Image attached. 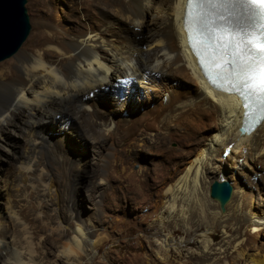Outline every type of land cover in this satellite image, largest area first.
<instances>
[{
	"label": "bare ground",
	"instance_id": "6f19581e",
	"mask_svg": "<svg viewBox=\"0 0 264 264\" xmlns=\"http://www.w3.org/2000/svg\"><path fill=\"white\" fill-rule=\"evenodd\" d=\"M63 1L61 20L37 4V31L0 62V264H264V117L204 80L185 0ZM137 149L153 168L131 169ZM113 178L138 190L127 254ZM215 180L232 185L224 212Z\"/></svg>",
	"mask_w": 264,
	"mask_h": 264
},
{
	"label": "snow or ice",
	"instance_id": "6c2138e0",
	"mask_svg": "<svg viewBox=\"0 0 264 264\" xmlns=\"http://www.w3.org/2000/svg\"><path fill=\"white\" fill-rule=\"evenodd\" d=\"M184 26L210 82L264 117V0H185Z\"/></svg>",
	"mask_w": 264,
	"mask_h": 264
},
{
	"label": "rangeland",
	"instance_id": "374dc122",
	"mask_svg": "<svg viewBox=\"0 0 264 264\" xmlns=\"http://www.w3.org/2000/svg\"><path fill=\"white\" fill-rule=\"evenodd\" d=\"M56 1H58V0H56ZM59 1L61 3L64 2L63 0H59ZM37 4L42 6V8L44 10L43 11L44 16L50 20L51 19H60L61 20L63 18L65 19V17L70 13V11H69L70 9L68 8V5H66V4H65V8H57L55 6H53L54 8H52L51 0H27V2L25 3V8L27 10V14L29 17L30 32L20 47L24 46L28 42L29 36L37 31V28H36V26L34 27V22L32 21L34 18V15H35V7ZM67 18H68V16H67ZM11 57L4 59L0 62L6 61V60L10 59ZM170 145L175 147V148H177V146H178V144L175 142H171ZM142 148H143V146H142ZM92 150L96 151L97 149L96 148L91 149V147H87L85 150V156L88 158V161H89V163L87 164V166L89 165L88 167L92 166L94 164V161H95V158L92 155ZM137 151H140V150L137 149ZM141 151H143V150H141ZM141 151L138 153V157H135V160L133 161V163H131V162L128 163L131 165V169H133L134 171H136L140 168H141V170H145L146 167L147 168L148 167H151V168L154 167L151 164V162L146 161V158L144 159L140 156L144 152L143 151L141 153ZM146 155H147V157H152V155L150 153H147ZM153 158H154L156 164L159 163L156 160L159 158L158 156H153ZM91 159L93 162L91 161ZM0 166L3 169L4 167L7 166L6 162L4 160H2L0 162ZM1 167H0V169H1ZM112 183H113V187L115 188V191H117V192H116V194H112L111 197L110 196H106L107 198L105 197V201H106L107 205L109 206V208H107V211L111 214L110 218L112 219V221L115 222L118 220V222H119L118 225H120L121 228L123 229V238H121L119 240V242H116L115 243L116 245H114L115 247L114 246L113 247L115 249H117L121 254H127V253L132 252L130 245L139 244L140 240L143 241V237L140 235V231H138V229H137V222H135V218L133 216L135 213L141 212L140 208H139L140 204L138 201L139 197H137L138 190H135L132 192L127 191L128 189L121 187V184H118L116 182L115 178H113ZM3 188L4 187L2 186V182L0 181V190H1L0 191V202L4 198V196L2 195L4 192ZM73 189L75 191L83 192V187L79 183L78 184L74 183ZM251 189H253V186ZM249 191H250V189H249ZM251 191H253V190H251ZM261 196L264 197V195H262V194H261ZM1 206H3L2 202L0 203V209H2ZM88 206H89V202L87 200H82L81 207L83 208V210L84 209L87 210ZM145 210H146V208H145ZM221 233H222L221 229L217 228L215 230L216 236H215L214 240H217L221 236ZM175 238L180 239L179 235H175ZM259 241H264L263 235L259 237ZM138 252H140V250Z\"/></svg>",
	"mask_w": 264,
	"mask_h": 264
},
{
	"label": "water",
	"instance_id": "95a60500",
	"mask_svg": "<svg viewBox=\"0 0 264 264\" xmlns=\"http://www.w3.org/2000/svg\"><path fill=\"white\" fill-rule=\"evenodd\" d=\"M27 0H0V61L11 57L30 32V22L25 8ZM240 133H244L242 128ZM232 185L228 180L213 181L209 196L218 202L221 212L231 197Z\"/></svg>",
	"mask_w": 264,
	"mask_h": 264
}]
</instances>
